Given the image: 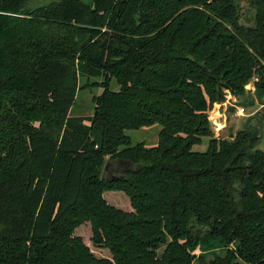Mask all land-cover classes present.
<instances>
[{
    "label": "trees",
    "instance_id": "obj_1",
    "mask_svg": "<svg viewBox=\"0 0 264 264\" xmlns=\"http://www.w3.org/2000/svg\"><path fill=\"white\" fill-rule=\"evenodd\" d=\"M250 2L247 26L234 0H0V264H264V150L207 117L253 77L264 91ZM80 76L103 77L88 117L70 115ZM108 158L133 168L104 181Z\"/></svg>",
    "mask_w": 264,
    "mask_h": 264
},
{
    "label": "rangeland",
    "instance_id": "obj_2",
    "mask_svg": "<svg viewBox=\"0 0 264 264\" xmlns=\"http://www.w3.org/2000/svg\"><path fill=\"white\" fill-rule=\"evenodd\" d=\"M54 0H27V4L31 5H42ZM84 2H90L91 0H82ZM239 10V22L250 26L254 24L255 10L251 5L250 0H234ZM103 80L102 76H92L86 78L85 76L79 77V86L75 100L70 110V115L88 117L93 112V96L98 95L102 91V87L91 85L92 82H100ZM256 79L251 80L244 86V92L236 95V101L226 100L225 96L222 101L213 103L212 107L208 111V116L213 109H218L220 118L218 121L225 120L224 125L220 131H216L212 125H210L211 132L214 137L232 139L233 136L242 129H247L254 132L256 141L254 149L264 150V91L257 89L255 86ZM111 89L117 90L118 85L114 79L111 80ZM225 94H227L225 92ZM224 94V95H225ZM233 95V94H232ZM243 107L244 112L242 115L238 114L236 107ZM216 117V116H215ZM210 123V122H209ZM85 124H88V120H85ZM215 124V123H214ZM218 127V125H216ZM215 126V127H216ZM220 126V125H219ZM161 126L159 124H153L148 127H142L139 129H129L125 132L131 139V144L139 142L144 143L146 146H152L157 143L158 132ZM207 146V138L203 140L201 145H194L193 149L204 150ZM127 168H133L131 164L127 165ZM102 171V169H101ZM117 192H107V194H115ZM120 193V192H119ZM122 193V192H121ZM108 197V195H107ZM125 200H123L124 203ZM77 235H80L84 242L89 245L90 249L95 253L96 256H108V252L101 247H94L90 242L91 231L88 224L81 225L75 230ZM199 248H196L198 252ZM162 248L160 249V251ZM201 251V250H200ZM223 249L217 246H211L207 249V258H212L216 254H223ZM203 252V251H201ZM243 264V263H241Z\"/></svg>",
    "mask_w": 264,
    "mask_h": 264
},
{
    "label": "water",
    "instance_id": "obj_3",
    "mask_svg": "<svg viewBox=\"0 0 264 264\" xmlns=\"http://www.w3.org/2000/svg\"><path fill=\"white\" fill-rule=\"evenodd\" d=\"M128 164L131 163L118 159H106L102 167L101 179L107 182L118 180L124 176L127 170H130V168H127Z\"/></svg>",
    "mask_w": 264,
    "mask_h": 264
},
{
    "label": "built area",
    "instance_id": "obj_4",
    "mask_svg": "<svg viewBox=\"0 0 264 264\" xmlns=\"http://www.w3.org/2000/svg\"><path fill=\"white\" fill-rule=\"evenodd\" d=\"M254 79H256L255 77H254ZM255 81V80H254ZM246 86V85H245ZM225 92L227 93V94H225L224 96H225V98H226V100H229V104H232V103H230V100H232V101H236V97H235V95H232L228 90H225ZM236 107V106H235ZM236 111H237V113L238 114H240V115H242L243 114V112H244V108L243 107H239V106H237L236 107ZM216 116V117H215ZM208 117V120H209V122H210V125H212V127H214L215 128V130L216 131H220V129H221V127L224 125V122H225V120L223 119V121H218V119L220 118V113H219V110L218 109H213L212 110V112L210 113V115L209 116H207ZM215 123V124H214ZM216 125H218V127L216 126ZM220 125V126H219ZM216 126V127H215ZM197 252V251H196ZM199 252V251H198ZM198 252H197V254H198Z\"/></svg>",
    "mask_w": 264,
    "mask_h": 264
},
{
    "label": "crops",
    "instance_id": "obj_5",
    "mask_svg": "<svg viewBox=\"0 0 264 264\" xmlns=\"http://www.w3.org/2000/svg\"><path fill=\"white\" fill-rule=\"evenodd\" d=\"M200 250H201V249L199 248V249H198V251H199V252H198V254H199V253H201V251H200Z\"/></svg>",
    "mask_w": 264,
    "mask_h": 264
}]
</instances>
